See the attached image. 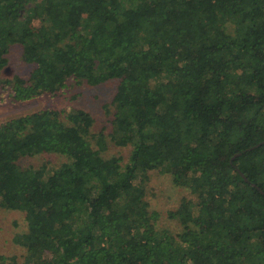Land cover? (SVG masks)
<instances>
[{"label": "trees", "instance_id": "16d2710c", "mask_svg": "<svg viewBox=\"0 0 264 264\" xmlns=\"http://www.w3.org/2000/svg\"><path fill=\"white\" fill-rule=\"evenodd\" d=\"M13 45L30 71L4 78ZM111 80L125 163L83 108L0 122V207L27 227L0 264H264V0H0L6 98ZM45 154L63 160L44 178L20 162ZM155 170L190 193L178 232L150 208Z\"/></svg>", "mask_w": 264, "mask_h": 264}, {"label": "rangeland", "instance_id": "374dc122", "mask_svg": "<svg viewBox=\"0 0 264 264\" xmlns=\"http://www.w3.org/2000/svg\"><path fill=\"white\" fill-rule=\"evenodd\" d=\"M8 58L9 63L2 70L4 78H13L16 74L23 77L28 75L30 67L22 60V48L20 45L11 46ZM116 90V80H111L106 84L98 86L88 83L82 85L73 84L62 95L57 97L45 95L20 102L11 101L0 90V122L46 108L59 110L83 108L93 114L96 119L92 132L98 136L100 133L105 135L106 149L102 151V155L107 158H121L122 162L125 163L129 159L132 146L117 145L109 135L112 131V124L110 122L112 116L111 112H107L106 105L111 101ZM109 109L113 110V107L110 106ZM91 141L95 149L100 148L96 142L97 140L91 138ZM62 160L63 157L45 154L26 157L20 160V162L24 166L33 165L37 169V174L41 178H44L53 170L54 165H59ZM147 196L150 208L160 213L159 226L168 228L173 232L180 231L182 228L180 223L171 219L168 216V212L177 209L183 198L190 196L189 191L178 186L170 175L162 174L155 170L150 172ZM26 228V221L22 211H9L0 207V252L14 253L17 247L12 243L11 239L15 234L25 231Z\"/></svg>", "mask_w": 264, "mask_h": 264}, {"label": "water", "instance_id": "95a60500", "mask_svg": "<svg viewBox=\"0 0 264 264\" xmlns=\"http://www.w3.org/2000/svg\"><path fill=\"white\" fill-rule=\"evenodd\" d=\"M240 173L242 174V176H244V177H245L244 173H242V172H240Z\"/></svg>", "mask_w": 264, "mask_h": 264}]
</instances>
